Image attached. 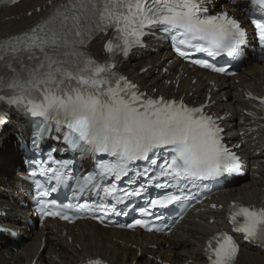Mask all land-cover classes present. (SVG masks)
<instances>
[{"label": "snow or ice", "instance_id": "obj_1", "mask_svg": "<svg viewBox=\"0 0 264 264\" xmlns=\"http://www.w3.org/2000/svg\"><path fill=\"white\" fill-rule=\"evenodd\" d=\"M204 5L205 0H54L34 26L0 44V103L54 124L63 132L66 150L99 157L93 171L75 177L68 203L48 197L73 180L74 161L55 159L50 152L47 162H34L30 175L47 178V187L38 186L42 217L89 218L104 224L113 214H128L118 211V205L127 206L156 188L161 193L140 208L142 217H151L156 209L193 199L199 203L190 189L206 188V181L239 172L240 157L223 142L224 129L217 122L221 118L207 114L206 105L189 107L183 100L149 97L117 71L118 57L142 46L152 28L170 38L182 58L203 53L213 60L236 59L247 42L246 30L228 12L209 14ZM256 7L260 12L250 22L264 49V0ZM109 30L115 35L104 42L108 56L100 62L85 48ZM191 63L235 75L209 59ZM259 102L264 106V98ZM49 132V126L42 127L39 137ZM33 143L38 149V141ZM122 182L128 187H120ZM85 192H94L96 198L79 203ZM228 219L246 239L264 244V209L233 203ZM116 226L163 230L145 218ZM238 251L233 237L221 232L208 242L207 259L209 264H234ZM88 264L103 261L91 259Z\"/></svg>", "mask_w": 264, "mask_h": 264}, {"label": "bare ground", "instance_id": "obj_2", "mask_svg": "<svg viewBox=\"0 0 264 264\" xmlns=\"http://www.w3.org/2000/svg\"><path fill=\"white\" fill-rule=\"evenodd\" d=\"M54 0H23L19 4L6 8L0 11V39L7 35H12L26 29L38 22L39 18L43 16V11H47L48 3ZM39 9V12H37ZM99 47V50H98ZM88 49L97 58L101 57V43L94 40ZM171 55L168 52L161 51L158 54L151 55L145 59L136 60L134 58L122 63L120 71L128 76L131 80L137 83L141 89L151 91L152 88H157L159 93L174 95L171 87L166 89L162 86L163 79L173 80V77H166L160 75L162 67L165 66ZM150 68L143 74L139 71L145 67ZM173 68L170 67L169 70ZM158 70L157 74L154 72ZM185 71V70H184ZM189 73V71H185ZM197 77L196 84L192 85L191 80H181L179 84V96L185 95L184 99L189 100V93H194L200 96L199 103L204 100L205 89L208 87L205 84L206 73L202 71H195L192 73ZM219 87L217 93L211 92V100H215V106L211 107L217 112L230 113V121L233 122L235 116L240 113L238 110L244 109L248 103L244 102L242 91L253 90L258 91L261 85L264 86V64H256L244 69L232 81H227L224 78L212 77V79ZM203 88V89H201ZM223 98L227 102H223ZM15 122L11 129L25 130V121L14 116ZM227 127V124L223 123ZM235 124L233 130L227 129V133L236 140H239L238 133L246 132L243 124ZM10 129V130H11ZM235 129V130H234ZM28 132V131H27ZM254 134V133H253ZM8 136V135H7ZM3 140L0 141V144ZM251 145L242 146V154L252 161V165L259 164L257 171H252L249 178L250 183L245 186H240L232 189L228 193H222L219 196V204H227L229 201H243L259 203L264 200V142H259L253 147V153L249 154ZM3 152L0 155V189L5 188L9 190L8 194L0 192V198H5L6 195H14V187L16 185V178L12 175L13 170L20 165L19 155L15 152L13 147L9 145L2 146ZM258 176L259 178H255ZM12 187V189L10 188ZM9 202V201H8ZM9 215L7 225L9 227L18 229L23 235V248L14 253H10L7 241L4 243L0 237V245L3 250L0 252V264H29L30 261L38 255L36 264H77L84 258L101 257L111 264H156L154 261L143 257L148 253L156 258H162L163 261L170 264L180 263L185 264H205L202 258V247L205 237L211 235L214 226L203 223L202 214L192 217L185 222L182 231L170 239L167 243L169 248H163L159 239L148 235L129 234L121 231L103 230L89 223H78L75 227L67 229V236L62 238L59 232H51L48 230H39L34 234L26 232L25 227L21 225L20 211L14 205ZM210 214H217V219L222 222V216L218 212H210ZM199 219V222L197 220ZM47 232V233H46ZM46 237V246L42 252L39 253L41 238ZM114 238H120L123 244L113 243ZM71 238V244H68L67 238ZM158 244L160 249L157 251H147L142 245ZM135 245L132 251L131 246ZM76 246L79 248L77 249ZM141 259H137V250ZM12 262V263H11ZM236 264H264V252L259 249H246L238 254Z\"/></svg>", "mask_w": 264, "mask_h": 264}]
</instances>
